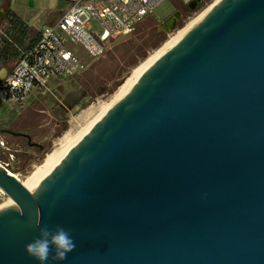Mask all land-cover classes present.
I'll use <instances>...</instances> for the list:
<instances>
[{
    "label": "water",
    "instance_id": "water-1",
    "mask_svg": "<svg viewBox=\"0 0 264 264\" xmlns=\"http://www.w3.org/2000/svg\"><path fill=\"white\" fill-rule=\"evenodd\" d=\"M0 190V264H38L36 223L76 245L46 264H264V0H217L32 191L1 163Z\"/></svg>",
    "mask_w": 264,
    "mask_h": 264
},
{
    "label": "rangeland",
    "instance_id": "rangeland-1",
    "mask_svg": "<svg viewBox=\"0 0 264 264\" xmlns=\"http://www.w3.org/2000/svg\"><path fill=\"white\" fill-rule=\"evenodd\" d=\"M215 1L200 2L191 11L185 7L175 17L177 6L165 0L155 8L153 16L142 19L130 34L114 36L102 57L89 58L76 48L85 65L81 73L50 82L45 91L34 93L20 105L0 102V127L27 133L31 141L42 146L31 147L24 137L0 133V163L20 182L25 181L48 153L59 148L63 136L75 135L99 113L102 105L113 99L140 63ZM23 30L24 25L20 28L9 15L0 22V76L2 70H11L23 52L17 49L25 41ZM26 30L36 34L35 29ZM17 36L19 40L15 41ZM6 205H10L8 198L0 193V207Z\"/></svg>",
    "mask_w": 264,
    "mask_h": 264
},
{
    "label": "built area",
    "instance_id": "built-area-1",
    "mask_svg": "<svg viewBox=\"0 0 264 264\" xmlns=\"http://www.w3.org/2000/svg\"><path fill=\"white\" fill-rule=\"evenodd\" d=\"M163 1L74 0L55 23L38 28L36 41L0 78V102L20 105L50 82L81 73L85 65L76 48L89 58L102 57L114 36L130 34ZM177 1L185 5L196 0Z\"/></svg>",
    "mask_w": 264,
    "mask_h": 264
},
{
    "label": "bare ground",
    "instance_id": "bare-ground-1",
    "mask_svg": "<svg viewBox=\"0 0 264 264\" xmlns=\"http://www.w3.org/2000/svg\"><path fill=\"white\" fill-rule=\"evenodd\" d=\"M213 4H211L201 14H199V16L196 19L192 20L184 28L179 30L172 38H170L169 41L164 43L159 50L148 56V58H146L142 63H140L131 72L130 76L124 81V83L118 88L117 94L116 95L114 94L115 96L113 97V99L109 103L102 105L99 113H97V115L93 117V119L90 122H88L86 126L84 125L83 129H81L75 135H72L73 133L72 134L68 133L65 136H63V138L60 140V145L58 144L59 148L48 153L41 162V164L36 166L33 172H31L26 177L25 181L21 182V184L29 191H32L37 186V184H39L41 180L50 172V170L61 160V158L69 151V149L94 125V123L103 115V113L107 110V108H109L116 100H118L121 96H123L132 86V84L139 78V76L163 52L169 49L190 26H192L194 23L200 20ZM8 203L10 205L13 204L10 198H8Z\"/></svg>",
    "mask_w": 264,
    "mask_h": 264
},
{
    "label": "crops",
    "instance_id": "crops-1",
    "mask_svg": "<svg viewBox=\"0 0 264 264\" xmlns=\"http://www.w3.org/2000/svg\"><path fill=\"white\" fill-rule=\"evenodd\" d=\"M73 1L74 0H9V18H17L27 28L35 29L37 39L38 28L44 24L50 25L55 23V21L68 10ZM34 37L35 36H32L31 38L33 39ZM35 41L36 40L30 42V44L26 41L24 42L31 46ZM22 46H24L23 43L19 47ZM15 47L17 48V46ZM19 47L17 48L19 51H25V49H20ZM6 73L5 69L4 72L2 70L0 78Z\"/></svg>",
    "mask_w": 264,
    "mask_h": 264
},
{
    "label": "clouds",
    "instance_id": "clouds-1",
    "mask_svg": "<svg viewBox=\"0 0 264 264\" xmlns=\"http://www.w3.org/2000/svg\"><path fill=\"white\" fill-rule=\"evenodd\" d=\"M36 227L39 229L38 236L27 243L24 250L38 264H46L50 256L53 260L63 261L75 249L70 232L63 227L52 230L46 225L42 227L41 223H36Z\"/></svg>",
    "mask_w": 264,
    "mask_h": 264
},
{
    "label": "flooded vegetation",
    "instance_id": "flooded-vegetation-1",
    "mask_svg": "<svg viewBox=\"0 0 264 264\" xmlns=\"http://www.w3.org/2000/svg\"><path fill=\"white\" fill-rule=\"evenodd\" d=\"M170 2H171V5L174 6V4H175V6H177V9H175L174 12H182L185 7L187 9L190 8L189 4H187V6H183L180 2H177L174 0H170ZM9 13H10V11H9V0H0V22L2 20H4L6 18V15L8 16ZM5 134H7V133H5Z\"/></svg>",
    "mask_w": 264,
    "mask_h": 264
},
{
    "label": "trees",
    "instance_id": "trees-1",
    "mask_svg": "<svg viewBox=\"0 0 264 264\" xmlns=\"http://www.w3.org/2000/svg\"><path fill=\"white\" fill-rule=\"evenodd\" d=\"M203 1H207V0H202L201 2H203ZM194 8H196V6H194V7H192V8H188L189 10L188 11H191L192 9H194ZM14 19V18H13ZM15 21H16V25L17 26H19L20 28L24 25L20 20H18L17 18H15L14 19ZM26 26L24 25V30H23V33L24 34H26V37H25V41L28 43V44H30V42H32V41H34V40H36V36H37V33L34 35V34H32L31 32H29V31H27L26 30ZM22 33V34H23ZM32 36H35L33 39L31 38ZM19 37L20 36H17V37H15L14 39H15V41H17V40H19ZM27 40H29V41H27ZM22 44V43H21ZM20 44V45H21ZM23 44H24V46H22V47H20V49L22 48V49H27L28 48V44H25V42H23ZM30 47V46H29Z\"/></svg>",
    "mask_w": 264,
    "mask_h": 264
}]
</instances>
